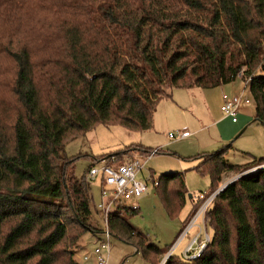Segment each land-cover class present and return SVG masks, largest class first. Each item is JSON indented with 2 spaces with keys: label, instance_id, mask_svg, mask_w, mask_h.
Returning <instances> with one entry per match:
<instances>
[{
  "label": "trees",
  "instance_id": "1",
  "mask_svg": "<svg viewBox=\"0 0 264 264\" xmlns=\"http://www.w3.org/2000/svg\"><path fill=\"white\" fill-rule=\"evenodd\" d=\"M238 78L264 124V0H0V264H82L71 246L102 232L91 223L90 182L76 175L81 156L68 155L67 142L100 124L150 129L175 89ZM125 150L103 160L124 163L114 160ZM224 153L202 155L197 167L210 175L209 194L224 174L239 176L205 212L210 241L195 258L174 251L168 264H264V156L234 164ZM153 182L179 214L183 173ZM139 210L120 200L108 224L154 264L170 248L131 223Z\"/></svg>",
  "mask_w": 264,
  "mask_h": 264
},
{
  "label": "rangeland",
  "instance_id": "2",
  "mask_svg": "<svg viewBox=\"0 0 264 264\" xmlns=\"http://www.w3.org/2000/svg\"><path fill=\"white\" fill-rule=\"evenodd\" d=\"M244 86L243 80L238 78L234 84H228L225 89H221V86L208 89H175L171 98H164L160 102L153 116L152 127L147 130L136 131L121 125H97L84 136L66 143L65 149L68 155L81 156L76 161V175L87 176L93 161L92 157L97 158L95 165L100 166L103 161H106L103 160L104 157L113 156L115 152L125 148V154L115 156L114 161L119 163L135 157L145 159L144 167L138 177L144 179L150 188L148 194L125 201L130 206L140 207L139 212L130 218L131 223L146 234L150 241L164 249L177 245L175 253L179 255L183 254L184 248L198 234L200 242L205 244L207 234L210 237L213 235L210 225L205 229L207 223L205 216L200 217L197 211L191 219L186 221L188 222L186 227L183 224L193 204L197 202L195 195L211 188L210 175L197 169L203 160L202 155L225 149V159L234 164L248 163L254 157L264 156L263 122L253 121L254 117H252L244 132L236 137L240 132L231 135L229 130L232 125L221 109L222 93L241 94ZM244 91L250 96L252 100L250 107L253 109L256 105L249 87H246ZM205 93L208 94L209 99L204 96ZM210 103L212 108L205 109ZM214 120H218L219 129L223 132L225 140H220L219 132L213 125ZM184 130L189 131V136L178 137V134ZM171 133L176 138H171ZM137 145L160 151L149 157V154L137 148ZM254 168L252 167L251 170ZM166 172L183 173L188 190L185 206L179 214L173 216L165 208L153 182ZM236 176L234 172L224 174L222 182L216 188L223 187ZM101 178L102 176L98 175L95 179H87V181L90 182L89 189L93 196L92 226L103 228L105 221L96 211V205L102 200V188L105 186ZM189 225L188 231L185 232ZM110 231L112 238L108 264H150L142 252L136 253L137 250L139 251L136 238L121 236L113 232L111 228ZM101 235V232L96 235L86 232L79 239L78 246L73 245L70 248L75 251V259L82 264H98L94 258L89 263H85L82 256L84 251H92L95 248L97 239ZM180 237L183 239L178 243ZM168 252L154 257V264H168L170 257Z\"/></svg>",
  "mask_w": 264,
  "mask_h": 264
},
{
  "label": "built area",
  "instance_id": "3",
  "mask_svg": "<svg viewBox=\"0 0 264 264\" xmlns=\"http://www.w3.org/2000/svg\"><path fill=\"white\" fill-rule=\"evenodd\" d=\"M251 103L252 100L242 94L229 95L224 93L221 109L225 114V117L230 118L233 122H237L239 114L241 113V109H243L244 106L250 105ZM187 136H189V132L187 131H182L178 134V137L180 138ZM170 137L176 138L173 134H170ZM154 153L155 151L150 153L148 156L150 157V155ZM144 163L145 159H142L141 157H135L118 165H113L107 161H103L100 166L94 165L90 168L87 174V179L93 180L98 175H101V179L105 185L102 188V200L96 205L97 214H99L103 221H105V226L102 225V235L98 237L97 245L92 251H88L82 256L83 260L87 261L93 257L98 264H108L112 238V233L108 224L109 215L114 210L116 202L120 200L124 202L133 197H142L143 195L149 193L150 188L148 183H146L144 179L138 177V174L144 167ZM238 177L239 176L237 175L234 179L228 181L227 183L234 181ZM227 183H225V185H227ZM222 188L223 187H220L210 194L201 192L195 195V200L197 202L201 201L200 207L198 209L200 217L204 218L203 216H205L208 206ZM189 227L190 225L187 227L185 232L188 231ZM205 229H207L206 224ZM182 237H180L181 239L179 238L180 240L178 243L183 239ZM199 238L200 236L198 234L193 239H191L188 245L184 248L182 254L184 258L190 259L199 256L211 239V237L207 234V240L204 244L200 242ZM176 246L177 245H173L170 248L168 252L169 255H171L176 250Z\"/></svg>",
  "mask_w": 264,
  "mask_h": 264
},
{
  "label": "crops",
  "instance_id": "4",
  "mask_svg": "<svg viewBox=\"0 0 264 264\" xmlns=\"http://www.w3.org/2000/svg\"><path fill=\"white\" fill-rule=\"evenodd\" d=\"M243 83L245 84V86H244V88H243V91H241V94L244 95L245 97L250 98V96H248V95L245 93V91H244V89H246V87H248V86H247L246 82L243 81ZM230 84H232V83H230ZM233 84H234V82H233ZM227 85H228V84L221 86V89H225ZM219 87H220V86H219ZM224 91H225V90H224ZM224 93H226V92H223V93H222V104H223V94H224ZM227 94H228V93H227ZM204 96H205L206 98L209 99L208 94L206 95V93H205ZM204 96H203V98H204ZM251 96H252V95H251ZM250 99H251V98H250ZM221 106H222V105H221ZM250 106H251V104H250V105H247V106H244L243 109H241V111L244 110V112L240 113L237 122H233L230 118L227 117V120H229L228 122L231 123V125H232L231 129L229 130V132L231 133V135L236 134V133L239 131L240 133H239L236 137L240 136V135L244 132L245 127H247V125L250 124V122H251L250 120L252 119V117H254V120H253V121H256V120H255L256 107H254L253 109H251ZM211 108H212V105H211V103H210L205 109H209V110H210ZM230 121H231V122H230ZM253 121H252V122H253ZM213 125L216 127L217 132H219L218 134H219V138H220V140H221V141H222L223 139L225 140V136H224L223 132L219 129V122H218V120H214ZM242 127H244V128L241 130ZM184 131H187V130H184ZM181 132H182V131H181ZM187 132H189V131H187ZM171 134H172V133H171ZM88 251H89V250L84 251V254H86ZM84 254H83V255H84ZM92 258H93V257H92ZM92 258H91V259H92ZM91 259H89V260H87V261H84V262H85V263H89V262L91 261Z\"/></svg>",
  "mask_w": 264,
  "mask_h": 264
},
{
  "label": "water",
  "instance_id": "5",
  "mask_svg": "<svg viewBox=\"0 0 264 264\" xmlns=\"http://www.w3.org/2000/svg\"><path fill=\"white\" fill-rule=\"evenodd\" d=\"M235 180H236V179H235ZM235 180H234V181H235ZM227 184H228V183H227ZM225 186H226V185H224L223 188H224ZM223 188H222V189H223Z\"/></svg>",
  "mask_w": 264,
  "mask_h": 264
},
{
  "label": "clouds",
  "instance_id": "6",
  "mask_svg": "<svg viewBox=\"0 0 264 264\" xmlns=\"http://www.w3.org/2000/svg\"><path fill=\"white\" fill-rule=\"evenodd\" d=\"M225 185V184H224Z\"/></svg>",
  "mask_w": 264,
  "mask_h": 264
}]
</instances>
